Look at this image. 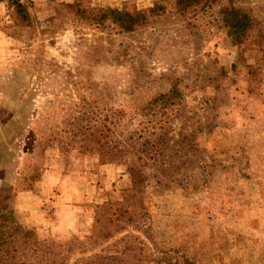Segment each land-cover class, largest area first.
<instances>
[{
  "label": "rangeland",
  "instance_id": "374dc122",
  "mask_svg": "<svg viewBox=\"0 0 264 264\" xmlns=\"http://www.w3.org/2000/svg\"><path fill=\"white\" fill-rule=\"evenodd\" d=\"M31 1L44 26L52 3L71 0ZM86 1L131 12L156 0ZM163 3L162 15L109 44L81 22H64L42 41L19 38L0 3L4 200L18 223L41 238H81L93 205L117 199L129 177L124 166L100 165L80 152L79 138L70 135L73 117L84 112L82 124L92 125L118 110L115 132L123 141L140 128L139 109L176 80L180 100L167 125L158 113L169 109L155 107V132L166 129L168 139L144 169L155 245L172 261L264 264V59L251 44L256 35L240 47L230 44L219 21L226 0L185 16L171 0ZM232 3L264 26V0Z\"/></svg>",
  "mask_w": 264,
  "mask_h": 264
},
{
  "label": "trees",
  "instance_id": "16d2710c",
  "mask_svg": "<svg viewBox=\"0 0 264 264\" xmlns=\"http://www.w3.org/2000/svg\"><path fill=\"white\" fill-rule=\"evenodd\" d=\"M171 1L181 16L188 11L208 8L213 2ZM0 3L9 19L12 34L19 38L27 34V39L37 42L64 22H81L104 34L103 41L109 44L114 41L113 37L128 34L165 12L163 0H156L145 10L131 12L109 6L91 7L86 0L51 2L53 14L44 20L42 26L31 0H0ZM219 17L220 25L233 46L240 47L246 43L254 31L256 39L251 44L262 51L264 59V26L258 27L259 23L245 10L234 7L232 0H226V5L219 10ZM98 47L102 48L101 45ZM176 83V80L171 81L167 91L151 98L139 109L138 115L142 118L140 128L123 141L115 132L122 118L118 110L112 111L108 119L100 118L92 125L82 124L81 121L87 118L84 112L73 117L74 127L70 129V135L79 138L80 152L95 155L100 165L124 166L129 177V187L122 189L117 199L93 205L91 226L81 238L72 236L56 241L39 237L33 227L18 223L0 189V264H140L148 259L155 260V264H193L183 257L172 261L170 251L157 248L151 217L142 197L148 179L144 169L157 162L158 144L161 146L168 139L166 129L159 136L155 132L159 129L154 122L157 120L155 107L161 104L169 109V112L158 113L167 125L173 118L171 107L180 100ZM56 144L61 153H66L68 145L59 137Z\"/></svg>",
  "mask_w": 264,
  "mask_h": 264
}]
</instances>
